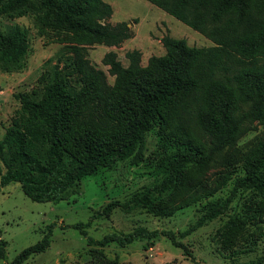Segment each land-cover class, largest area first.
Returning <instances> with one entry per match:
<instances>
[{
  "label": "trees",
  "instance_id": "16d2710c",
  "mask_svg": "<svg viewBox=\"0 0 264 264\" xmlns=\"http://www.w3.org/2000/svg\"><path fill=\"white\" fill-rule=\"evenodd\" d=\"M147 1L212 39L215 46L190 47L185 40L166 36L162 39L166 55L150 58L145 67L138 50L126 54L128 67L108 54L104 64L115 76L114 86L103 71L90 65L83 56L84 48H70L73 58L64 67L71 71L60 67L59 58L43 75L45 86L40 99L23 98L21 110L0 140V171L1 163L6 169L0 189L17 183L35 202L66 200L84 177L132 157L147 132L165 123L167 107L172 104L173 125L161 138L166 153L158 169L163 178L133 199L135 203L152 204L156 193L182 186L185 167L208 166L252 129L249 123L264 125V22L252 20L247 1ZM31 2L45 13V21L82 32L89 41L119 45L132 37L125 22H100L112 14L110 5L102 0H0V14L19 11ZM27 50L25 31H0V54L5 61L19 63ZM242 105L246 110L235 114ZM104 118L110 119L109 124L103 125ZM193 126L206 143L194 137L190 130ZM36 146L43 148L42 158ZM241 159L246 174L235 181L234 191L252 188L264 194V140L243 153ZM230 203L229 197L208 202L204 215L180 238L226 213ZM118 207H122L120 202H111L103 214L109 216ZM257 212L263 214L262 206ZM54 227L48 226L42 240L24 249L12 264H24L46 252ZM69 227L78 230L88 246L101 248L111 244L127 247L165 237L194 259L173 231L137 228L128 234L113 232L95 240L87 232L90 222ZM7 246L0 240V259L6 258ZM242 264H264V255Z\"/></svg>",
  "mask_w": 264,
  "mask_h": 264
},
{
  "label": "rangeland",
  "instance_id": "374dc122",
  "mask_svg": "<svg viewBox=\"0 0 264 264\" xmlns=\"http://www.w3.org/2000/svg\"><path fill=\"white\" fill-rule=\"evenodd\" d=\"M102 1L110 5L112 14L100 22L112 25L125 22L132 33L130 39L119 45L89 41L82 32L64 30L45 21V13L34 2L19 11L0 14L1 32L8 34L18 28L26 32L28 39L27 53L19 63L7 62L0 54V140L21 110L23 98L40 99L45 86L43 75L59 58L60 67L71 71L64 67L73 58L70 48H84L83 56L90 65L103 71L108 83L114 86L115 76L104 64L108 54H114L128 67L126 54L138 50L145 67L150 58L166 55L162 44L166 36L185 40L190 47L215 46L212 39L147 0ZM246 1L252 20L264 22V0ZM244 110L246 106L242 105L235 109V114ZM173 112L174 106L170 104L165 123L162 121L147 132L132 157L84 177L66 200L35 202L17 183L1 188L0 240H5L8 246L6 258L0 259V264H12L24 249L42 240L50 225H55L50 248L24 264H242L263 256L264 194L252 188L235 192L234 184L246 174L242 154L264 140V125L249 123L252 129L208 166L185 167L179 189L156 193L152 204L133 201L137 194L149 191L163 178L158 169L166 153L161 138L173 125ZM114 120L120 121L118 117ZM102 122L107 125L110 119L104 118ZM190 130L206 143L200 130L194 126ZM36 152L43 157L42 147L36 146ZM5 172L1 163L0 178ZM228 197L231 203L226 213L180 238L204 215L208 202ZM111 202H120L122 207L105 216L103 209ZM260 206L263 214L257 212ZM242 220L246 223H240ZM81 222H90L87 232L95 240L113 232L128 234L137 228L173 231L194 259L165 237L154 242L137 241L127 247L88 246L86 238L69 227Z\"/></svg>",
  "mask_w": 264,
  "mask_h": 264
}]
</instances>
